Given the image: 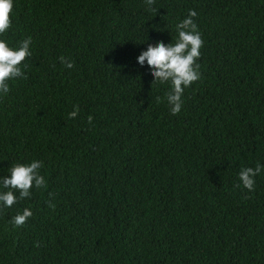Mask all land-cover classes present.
<instances>
[{"label": "trees", "instance_id": "1", "mask_svg": "<svg viewBox=\"0 0 264 264\" xmlns=\"http://www.w3.org/2000/svg\"><path fill=\"white\" fill-rule=\"evenodd\" d=\"M189 10L200 76L172 115L136 57ZM26 37L0 178L39 160L45 183L0 205V264H264V167L251 191L238 178L264 165V0H13L0 39Z\"/></svg>", "mask_w": 264, "mask_h": 264}, {"label": "clouds", "instance_id": "2", "mask_svg": "<svg viewBox=\"0 0 264 264\" xmlns=\"http://www.w3.org/2000/svg\"><path fill=\"white\" fill-rule=\"evenodd\" d=\"M153 0H145L146 6L151 7ZM13 9V0H0V34L6 32L10 27V13ZM196 16L194 10H189L187 16L175 24L176 37L174 42L167 45L156 42L155 46L149 45L137 57L136 63L140 66H148L150 76L153 78L152 84H169V90L164 95L168 109L172 115L179 112L182 105V94L186 88L199 79V65L196 60L200 56L199 49L202 39L197 26L193 21ZM31 37H26L19 41L16 46L0 39V96L9 93V82L16 78H25L22 71L21 62L31 55ZM60 62L66 68H72V62L60 58ZM157 102L161 97H156ZM78 106L73 105V110L68 117L75 118L78 114ZM91 121V117H88ZM42 162L32 160L29 163H14L7 171V175L0 178V205L11 207L18 198L15 193L19 192L21 199L30 197V188L44 185V177L38 173ZM264 165L257 164L253 167L242 168L238 173V178L242 186L251 191L254 187L253 177L260 174ZM32 215L29 208H23L11 217L13 227L21 226L26 219Z\"/></svg>", "mask_w": 264, "mask_h": 264}]
</instances>
